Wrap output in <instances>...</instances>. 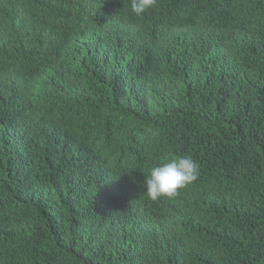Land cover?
<instances>
[{
    "label": "trees",
    "instance_id": "trees-1",
    "mask_svg": "<svg viewBox=\"0 0 264 264\" xmlns=\"http://www.w3.org/2000/svg\"><path fill=\"white\" fill-rule=\"evenodd\" d=\"M0 264H264V0H0Z\"/></svg>",
    "mask_w": 264,
    "mask_h": 264
},
{
    "label": "clouds",
    "instance_id": "clouds-1",
    "mask_svg": "<svg viewBox=\"0 0 264 264\" xmlns=\"http://www.w3.org/2000/svg\"><path fill=\"white\" fill-rule=\"evenodd\" d=\"M157 0H131V11L141 16L154 7ZM199 177L198 164L190 156H177L149 170L143 183L147 196L156 201L159 198H173L179 190L195 182Z\"/></svg>",
    "mask_w": 264,
    "mask_h": 264
}]
</instances>
